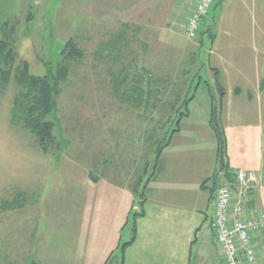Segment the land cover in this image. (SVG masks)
<instances>
[{"label":"rangeland","instance_id":"rangeland-1","mask_svg":"<svg viewBox=\"0 0 264 264\" xmlns=\"http://www.w3.org/2000/svg\"><path fill=\"white\" fill-rule=\"evenodd\" d=\"M234 1L221 0L202 24L203 34L192 40L185 24L197 0H148L150 6L141 0L137 7L133 0H0V40L13 33L16 54L10 81L0 88V204L18 197L25 200L21 207L0 210V264H33L39 256V238L79 236L80 209L67 215L46 214L52 206L62 212L88 207L90 223L99 224L98 233H103L102 227L124 219L127 204L122 196L133 194L142 179L122 243L132 238L134 213L142 210L141 194L171 137V148L188 137L207 144L214 141L211 110L213 105L221 110L216 69L222 68L210 51L221 48L220 55H228L222 45L240 29L236 21L240 3ZM208 29L218 33L215 44ZM69 40L83 50V57L69 61L51 116L61 148L43 153L36 137L14 121L16 68L26 61L34 75L56 69L65 60ZM142 67L155 73L158 79L153 80L165 91L138 105L128 99L129 93H122L127 85L117 87L115 81L129 74V85H144L131 81ZM185 70L187 76L178 82ZM173 89L182 96L174 98ZM168 102L176 103L169 109ZM180 127L179 135L174 130ZM173 156L178 163L177 154ZM84 178H91L94 186L88 189ZM53 187L54 198L48 196ZM49 218H54V225Z\"/></svg>","mask_w":264,"mask_h":264},{"label":"crops","instance_id":"crops-1","mask_svg":"<svg viewBox=\"0 0 264 264\" xmlns=\"http://www.w3.org/2000/svg\"><path fill=\"white\" fill-rule=\"evenodd\" d=\"M140 1L133 0L135 7L141 6ZM147 1L146 6H150ZM237 1L240 15L236 21L240 22V29L230 34L232 41L222 45L227 57L220 55L221 48L215 50L217 53L210 51L219 62L216 66L223 70L216 71L229 83L225 88L220 79L225 88L220 116L227 140L226 166L219 164L213 129L210 135L214 141L209 144L193 137L174 148L171 142L162 152L159 172L146 186L142 210L134 213L136 231L132 243L124 246L122 241L124 226L131 221L138 201L134 193L123 194L127 204L124 219L121 216L112 226L102 227L103 233H98L99 224L90 223L88 207H68L62 212L52 206L45 210L46 214L67 215L80 209L81 223H76V227L81 230L78 237L69 238L72 234L62 233L59 238L55 234L39 238V256L34 257V264H225L224 250L216 240L214 200L218 184L212 178L220 172V181L232 185L233 206H242L240 212L231 208L232 221L264 213V0ZM210 35L215 44L218 33L213 31ZM174 153L178 163H174ZM242 169L255 170L257 182L240 200L234 180ZM82 182L88 189L94 186L91 178ZM55 192L53 187L48 196L53 197ZM117 208L120 212V206ZM47 222L55 223L54 218ZM252 240L258 259L264 264V229L253 233ZM116 254L119 256L114 262Z\"/></svg>","mask_w":264,"mask_h":264},{"label":"trees","instance_id":"trees-1","mask_svg":"<svg viewBox=\"0 0 264 264\" xmlns=\"http://www.w3.org/2000/svg\"><path fill=\"white\" fill-rule=\"evenodd\" d=\"M221 3V0H216L215 5L213 6L212 12L216 9V7ZM209 18V17H208ZM207 18H205L202 22V24L205 22ZM209 33L212 34V29H208ZM7 33V32H6ZM13 35V33H11ZM11 34L5 37V39L0 40V88L5 87L9 81L11 72L14 69V65L16 63V54L14 52V47L11 43ZM203 34V30L201 27L200 35ZM64 58L65 60L63 63H60L57 65V68L52 70L50 69L48 73L44 75H34L29 72V64L26 61L21 62L17 68L15 73V81L16 85L19 87V92L17 93L15 100H14V110L16 122L15 124L21 125L25 128H27L35 137L37 140V144L43 151V153H51V152H57L61 148V142L57 138L55 134V127L56 123L52 119V114L56 110L57 107V97L61 92V83L63 80L68 76V63L72 59H79L83 57V50L79 49L77 45L73 42V40H69L64 48ZM121 55V54H120ZM120 58V56H119ZM143 72L141 73H133L134 77L137 79L131 80L133 82L135 81H141L144 83V85H137V84H128L129 81V74L127 75V78H124V80H121V75L117 81H115V84L117 87H124L127 85V88L123 90V94H130V97L128 96V99L130 101L131 98L134 99V102H136L138 105H142V103L148 100V103L153 100V98L159 94L160 92H164L165 90L159 88L158 82L156 80H153L156 76L155 73L148 68L142 67ZM217 82H218V88L223 96L225 94V88L220 83L219 79V72L217 71ZM186 74V70L184 71V75L178 79V82H180ZM157 77V76H156ZM145 79H148L147 85L145 84ZM158 79V77H157ZM172 90V89H171ZM171 93L174 95V98L181 97L182 93L176 91V89H173ZM144 97H147V99H144ZM194 99L192 97L191 99H187L186 102H191ZM175 100V99H174ZM126 102V101H125ZM170 103L169 109H171V106H173L174 102H168ZM222 110V106H221ZM221 110L218 112L217 106H212V116L210 120V125L212 129L214 130V133L217 137L218 142V160L221 167L226 166L224 164V160L226 157V147H227V140L226 135L224 131V126L222 124V118H221ZM219 113V114H218ZM185 115H189L187 112ZM165 126V123L161 125V130ZM175 132H181V127L174 130ZM175 135V134H174ZM173 137V136H172ZM172 137L169 140V142L163 147H167L171 141ZM162 149V152H163ZM161 155L158 156L157 163H156V169L152 177L149 179V182L157 172H159V165L161 162ZM158 168V169H157ZM220 173V172H219ZM219 173L212 178L214 183L218 187L220 184H225L232 188V185L222 183L219 178ZM237 176V175H236ZM98 178V177H97ZM142 182V179L137 182V184L134 186V193L138 196L139 189L138 185L140 186ZM221 182V183H220ZM236 185V179L234 180ZM215 189V188H214ZM218 189V188H217ZM143 196H145V192H142ZM141 200V204L143 202V197ZM25 198V197H24ZM22 197H18L17 200L14 201H4L0 204V210L3 208H15L21 207V205L24 204V201L22 200ZM216 199V196H215ZM20 201V202H19ZM215 205V200H214ZM133 237L131 242H128L124 244V246L132 243L135 239V227H133ZM34 264V262H33Z\"/></svg>","mask_w":264,"mask_h":264},{"label":"built area","instance_id":"built-area-1","mask_svg":"<svg viewBox=\"0 0 264 264\" xmlns=\"http://www.w3.org/2000/svg\"><path fill=\"white\" fill-rule=\"evenodd\" d=\"M216 0H197L185 24L189 39L200 35L202 22L211 15ZM257 182L255 170L242 169L237 172L236 189L240 200L245 198L251 187ZM233 190L220 184L214 205V226L216 240L225 253V264H261L254 246L253 233L264 229V213L251 218H238L232 221L230 210L242 211L241 204L233 206Z\"/></svg>","mask_w":264,"mask_h":264}]
</instances>
